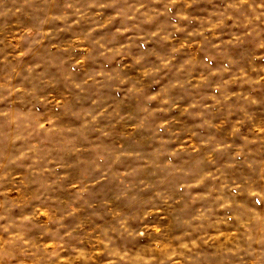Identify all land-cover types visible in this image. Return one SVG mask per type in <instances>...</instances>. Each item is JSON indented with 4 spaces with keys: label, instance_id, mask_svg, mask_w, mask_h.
Wrapping results in <instances>:
<instances>
[{
    "label": "clouds",
    "instance_id": "obj_1",
    "mask_svg": "<svg viewBox=\"0 0 264 264\" xmlns=\"http://www.w3.org/2000/svg\"><path fill=\"white\" fill-rule=\"evenodd\" d=\"M202 3L0 0V264H264V0Z\"/></svg>",
    "mask_w": 264,
    "mask_h": 264
},
{
    "label": "rangeland",
    "instance_id": "obj_2",
    "mask_svg": "<svg viewBox=\"0 0 264 264\" xmlns=\"http://www.w3.org/2000/svg\"><path fill=\"white\" fill-rule=\"evenodd\" d=\"M200 7H201V8H204V7H208V8H210V7H212V5L206 3V0H205V3H202V4L200 5ZM250 46H251V45H247V46H245L244 48H241V49H234L232 54H233V55H242V54H244V52H246L247 48L250 47ZM219 62H220V58L218 57L217 60H216V63H219ZM253 94L256 95L258 98H260L261 101H264V88L258 89V90L255 91ZM260 107H261V108H264V103H262ZM182 120L185 122V124H187V123L190 122V118L187 117V116L182 117ZM110 139H111V141H113V142L117 141V140L119 139L118 132H115V131H114V132H113V135L111 136Z\"/></svg>",
    "mask_w": 264,
    "mask_h": 264
}]
</instances>
